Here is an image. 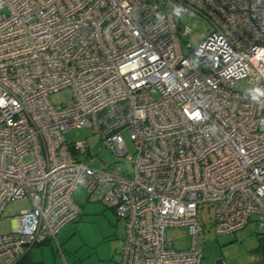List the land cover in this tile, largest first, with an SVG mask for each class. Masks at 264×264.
Instances as JSON below:
<instances>
[{"label":"built area","instance_id":"obj_1","mask_svg":"<svg viewBox=\"0 0 264 264\" xmlns=\"http://www.w3.org/2000/svg\"><path fill=\"white\" fill-rule=\"evenodd\" d=\"M183 14L208 24L195 46ZM82 126L131 169L94 167L86 140L64 139ZM79 186L123 220L120 264H200L202 204L217 235L253 213L264 228V0H0V218L31 203L0 234V264L75 219Z\"/></svg>","mask_w":264,"mask_h":264},{"label":"rangeland","instance_id":"obj_2","mask_svg":"<svg viewBox=\"0 0 264 264\" xmlns=\"http://www.w3.org/2000/svg\"><path fill=\"white\" fill-rule=\"evenodd\" d=\"M179 25L191 29L181 38L195 46L207 32L208 24L201 16L183 14ZM50 101L62 105L72 98L71 88H63L51 93ZM67 143L73 144L86 140L88 150L94 160L92 165L105 168L107 165H120L131 169V161L119 160L102 140L87 126L72 127L64 134ZM128 151L135 150L129 132L122 133ZM87 190L79 186L73 193V199L80 207L77 217L61 227L56 237L47 244L34 245L27 254V261L17 264H120V239L124 235V222L111 205L104 200L91 201ZM31 206L27 197H20L9 202L0 218V234L9 233L15 225V217ZM213 207L202 204L198 217L204 225V241L200 264H264V228L257 224V214L253 213L246 225L227 234H215L213 229ZM168 245L177 250H186L192 242L191 235L182 227L165 228Z\"/></svg>","mask_w":264,"mask_h":264},{"label":"trees","instance_id":"obj_3","mask_svg":"<svg viewBox=\"0 0 264 264\" xmlns=\"http://www.w3.org/2000/svg\"><path fill=\"white\" fill-rule=\"evenodd\" d=\"M48 241L46 242H42V243H39V244H36V245H42V244H47ZM262 246H264V241H262ZM28 254V253H27ZM27 254L18 262V263H21V262H24L26 259H27ZM28 260V259H27ZM26 260V261H27Z\"/></svg>","mask_w":264,"mask_h":264},{"label":"clouds","instance_id":"obj_4","mask_svg":"<svg viewBox=\"0 0 264 264\" xmlns=\"http://www.w3.org/2000/svg\"><path fill=\"white\" fill-rule=\"evenodd\" d=\"M177 11V14H179V10H176Z\"/></svg>","mask_w":264,"mask_h":264},{"label":"water","instance_id":"obj_5","mask_svg":"<svg viewBox=\"0 0 264 264\" xmlns=\"http://www.w3.org/2000/svg\"><path fill=\"white\" fill-rule=\"evenodd\" d=\"M219 261H221V260H217V264H218Z\"/></svg>","mask_w":264,"mask_h":264},{"label":"crops","instance_id":"obj_6","mask_svg":"<svg viewBox=\"0 0 264 264\" xmlns=\"http://www.w3.org/2000/svg\"><path fill=\"white\" fill-rule=\"evenodd\" d=\"M30 251V250H29Z\"/></svg>","mask_w":264,"mask_h":264}]
</instances>
